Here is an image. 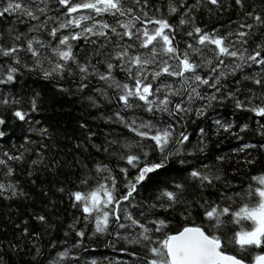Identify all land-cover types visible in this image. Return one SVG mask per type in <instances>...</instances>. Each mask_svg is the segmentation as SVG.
Returning <instances> with one entry per match:
<instances>
[{
	"label": "snow or ice",
	"instance_id": "1",
	"mask_svg": "<svg viewBox=\"0 0 264 264\" xmlns=\"http://www.w3.org/2000/svg\"><path fill=\"white\" fill-rule=\"evenodd\" d=\"M25 74L55 95L74 84L109 126L103 139L89 130L72 159L54 155L49 128L30 120L41 93L14 91ZM225 102L256 127L209 116ZM0 111V139L10 120L38 138L0 149V201H33L25 183L66 169L53 189L75 211L63 238L46 239L58 202L39 188V210L5 217L13 238H0V264H85V237L122 245L129 259L106 264H264V169L253 171L264 154V0H0ZM248 131L260 140L244 142ZM221 134L241 143L205 163Z\"/></svg>",
	"mask_w": 264,
	"mask_h": 264
},
{
	"label": "trees",
	"instance_id": "2",
	"mask_svg": "<svg viewBox=\"0 0 264 264\" xmlns=\"http://www.w3.org/2000/svg\"><path fill=\"white\" fill-rule=\"evenodd\" d=\"M209 23L216 25L219 23H227V16L222 17L219 21L214 19ZM61 83L65 88L70 89V92L63 96L54 94L52 83L41 79L36 74H25L20 78L14 91H20L22 89L24 94H30L32 91H39L41 93L43 102L37 112L30 114V120L40 121V124L36 126L48 127L49 131L54 136V140L51 142L45 141V143H54L55 147L51 149V152L58 158L70 160L73 155L76 154L75 143L83 142L89 130L96 133L93 142L99 143L103 139V134L109 131V126L105 125L103 120L95 118L99 113L87 105V101L83 96L73 94L75 90L74 84L63 81ZM84 95H87V91ZM233 111L232 104L230 102H225L224 105H217L213 111H210L209 116L234 120L236 124L249 122L251 128L254 129L256 127L255 121L250 120V114L236 113L234 116ZM0 114H3L2 111H0ZM81 123L86 124L85 129H80L79 125ZM198 123L203 124L204 121H199ZM207 123L210 124L211 121L209 120ZM21 128L24 129V132H21ZM27 128V124H20L19 122H12L10 120L8 127L5 129L7 133L6 137L0 139V149H9L12 145L19 147V145L23 143L25 136H31L34 140L38 139L28 132ZM189 131L193 133L191 139L195 141L197 138L195 135L196 125H190ZM242 135L244 142H257L260 140L253 131H248ZM240 143L241 141H237L227 134L213 137L210 140L209 151L207 153L209 159L204 162H210L215 154L226 155L227 161V158L232 154V149L237 147ZM86 147L97 159L100 158L90 145H86ZM84 155H87V153H84ZM260 169H264V154L261 155L257 167L253 171ZM68 174L66 169H58L56 176H52L41 170L35 177L36 187H32L27 183L24 184L25 190L34 197L33 201H0V228L5 229V232H0V238H13L12 225L5 219L6 216H10L12 219L26 218L28 216V209L39 210L38 206L47 203V200L41 195L40 191H38L41 187L47 188L49 195L55 197L58 202L56 214L50 216V221L54 224V228L50 229V234L46 239L58 240L63 238L66 225L71 222L73 215H75V211L70 208L66 198L63 204L59 203L61 197L54 192L53 185L58 183V179H63ZM140 195L146 197L148 192L142 191ZM57 216L59 219L56 218ZM31 227L38 228L39 226L31 224ZM87 231L91 232V227H89ZM84 242L87 244V250L82 251L81 256L85 264H87V261L90 259H96L98 264H106L105 257H110L114 261L129 259L119 251V248L122 247L121 244L116 245L115 251L107 247V237H93L90 242L88 238L85 237ZM6 259L8 264H25L27 257L24 255H12L10 258L6 257Z\"/></svg>",
	"mask_w": 264,
	"mask_h": 264
}]
</instances>
